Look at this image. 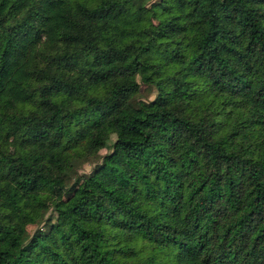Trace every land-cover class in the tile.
Wrapping results in <instances>:
<instances>
[{
  "label": "trees",
  "instance_id": "16d2710c",
  "mask_svg": "<svg viewBox=\"0 0 264 264\" xmlns=\"http://www.w3.org/2000/svg\"><path fill=\"white\" fill-rule=\"evenodd\" d=\"M0 264H264V0H0Z\"/></svg>",
  "mask_w": 264,
  "mask_h": 264
},
{
  "label": "rangeland",
  "instance_id": "374dc122",
  "mask_svg": "<svg viewBox=\"0 0 264 264\" xmlns=\"http://www.w3.org/2000/svg\"><path fill=\"white\" fill-rule=\"evenodd\" d=\"M153 93H154V89L149 84L143 83V82H139L138 87H137V91H136V96L138 98H141V99L151 98L153 96ZM106 150H107V148L101 147L99 149V153H102V152H104ZM89 166H90V162H85V163L82 164V166L77 168L76 173L73 174V177L71 178V180L64 187V190H63V195L64 196H66L67 194H69L71 192L72 186H73L74 182L77 179L78 171H80L81 169L87 170V169H89ZM33 228H34V224H30L29 223V224L26 225V230H27L28 233H30Z\"/></svg>",
  "mask_w": 264,
  "mask_h": 264
}]
</instances>
